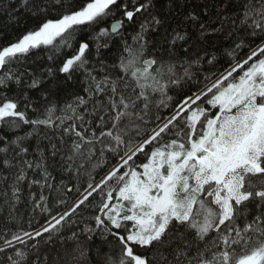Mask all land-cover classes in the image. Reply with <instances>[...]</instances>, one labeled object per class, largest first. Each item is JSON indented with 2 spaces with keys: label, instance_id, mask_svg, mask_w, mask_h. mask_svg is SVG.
I'll use <instances>...</instances> for the list:
<instances>
[{
  "label": "snow or ice",
  "instance_id": "snow-or-ice-1",
  "mask_svg": "<svg viewBox=\"0 0 264 264\" xmlns=\"http://www.w3.org/2000/svg\"><path fill=\"white\" fill-rule=\"evenodd\" d=\"M0 12V264H264V0Z\"/></svg>",
  "mask_w": 264,
  "mask_h": 264
},
{
  "label": "trees",
  "instance_id": "trees-1",
  "mask_svg": "<svg viewBox=\"0 0 264 264\" xmlns=\"http://www.w3.org/2000/svg\"><path fill=\"white\" fill-rule=\"evenodd\" d=\"M18 32V29L14 26L13 22L8 19V17L0 12V44L5 43L9 39H13ZM25 214L27 209L22 205ZM41 222H43L42 217H38ZM98 243V242H97Z\"/></svg>",
  "mask_w": 264,
  "mask_h": 264
}]
</instances>
